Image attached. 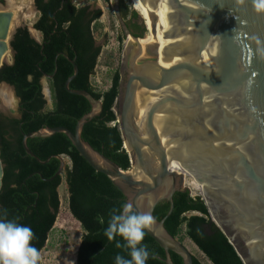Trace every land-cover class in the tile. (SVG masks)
Wrapping results in <instances>:
<instances>
[{
	"label": "water",
	"instance_id": "obj_1",
	"mask_svg": "<svg viewBox=\"0 0 264 264\" xmlns=\"http://www.w3.org/2000/svg\"><path fill=\"white\" fill-rule=\"evenodd\" d=\"M264 0H143L152 37L159 43L141 46L147 25L139 13L144 35L126 27L114 0L116 16L134 43H125L121 68L126 72L117 98V122L129 152L131 166L123 169L82 138L84 125L103 111V103L87 90L66 89L86 97L92 110L80 118L75 130L45 127L26 133L27 154L45 164L28 146L29 138L66 134L80 154L105 173L139 213H151L154 224L146 232L166 252L193 264L194 255L165 227L174 210V195L188 190L186 176L170 169L171 152L181 166L195 173L206 186L203 200L211 220L227 236L244 264H264ZM7 0L0 3V70L15 55L11 41L24 27L22 17ZM36 39L33 26H28ZM219 35V36H217ZM127 38V39H128ZM39 41V40H38ZM127 41V40H126ZM123 74V73H122ZM44 79H49L46 74ZM14 94V85L3 81ZM44 90L52 103L50 87ZM5 164L0 146V193ZM170 203L158 220L154 211Z\"/></svg>",
	"mask_w": 264,
	"mask_h": 264
},
{
	"label": "trees",
	"instance_id": "obj_2",
	"mask_svg": "<svg viewBox=\"0 0 264 264\" xmlns=\"http://www.w3.org/2000/svg\"><path fill=\"white\" fill-rule=\"evenodd\" d=\"M109 1V0H106ZM40 17L34 27L40 32L36 40L27 26L17 29L11 45L14 62L0 70V83L15 86L19 98V116L0 115L1 157L5 164L0 209L8 210V218L30 226L34 233L33 245L44 249L49 233L57 222L61 205L59 187L65 180L69 193V210L83 228L77 250V264H115V257L130 258L120 236L109 241L104 232L110 213L127 202L126 196L105 174L97 171L77 150L69 137L56 133L47 138H29L28 146L41 160L58 155L68 157L71 164L65 174L56 175L61 166L58 157L45 164L26 153L24 134L45 127L64 126L75 130L80 118L92 110L89 100L69 92L65 83L74 74L69 58L79 67L70 88L87 90L103 103L100 115L87 122L82 138L96 150L116 162L123 169L131 166L129 152L117 122V98L121 71H116L111 87L97 91L91 83L101 46H95L93 22L101 10L89 12L88 6H76L73 0H36ZM125 3V2H124ZM129 12V5H126ZM135 16H139L133 11ZM49 76L53 105L49 106L43 93L42 79ZM174 210L165 221L166 229L177 237L185 226L188 236L213 264H244L227 236L211 220L200 196L192 197L189 190L174 195ZM170 203L157 205L154 215L163 219ZM197 212L199 214H194ZM117 242L121 247H117ZM150 256L147 264H167L165 249L147 232L143 241ZM174 264H184L183 258L171 251ZM193 264H203L194 257Z\"/></svg>",
	"mask_w": 264,
	"mask_h": 264
},
{
	"label": "rangeland",
	"instance_id": "obj_3",
	"mask_svg": "<svg viewBox=\"0 0 264 264\" xmlns=\"http://www.w3.org/2000/svg\"><path fill=\"white\" fill-rule=\"evenodd\" d=\"M13 1V11L15 12V14L19 15V11H21V14L24 13L22 17V26H32L35 20L33 14L27 16V12L29 10L26 9L25 11H22L23 9L20 10V7L18 6L22 5L23 3H29L30 8L33 10L34 0ZM77 2L83 5H88L91 8H100L102 11L101 18L93 23L94 35L98 44L101 45L102 50L97 62L95 73L91 77V83L97 91H106L111 87L116 71H121L123 50L127 38L122 37L121 24L116 17L114 0H77ZM125 2L129 5L132 11H136L139 15V12L133 6L132 0H125ZM35 36L38 40H40L41 35L38 32H35ZM13 58V54L9 53L7 58L8 62H12ZM42 83L44 89L46 87L51 88L49 79L43 78ZM2 86L3 84L1 82L0 88ZM12 94V104L8 107L3 108L2 101L0 100V115L4 117L19 116V98L17 96V93L14 94L12 92ZM48 105L52 106L53 101L52 103H48ZM62 158L65 161L64 169H66V167L70 165V159L67 157ZM64 169L62 171L63 175L65 174ZM187 180L189 183H191L192 179L188 176ZM194 184L198 185L196 181L194 182ZM189 185H187V187H189L188 190L190 191V195L192 197H201V194L198 193L195 189L190 188ZM59 194L61 205L57 222L49 233L47 243L44 249L41 251V264H77V250L84 231L80 222L73 217L69 210V193L65 180H63V183L59 187ZM193 213L199 214L197 212ZM185 230L186 228L184 226L181 233L177 236V239H179L203 264H213L198 248V246L188 236H186Z\"/></svg>",
	"mask_w": 264,
	"mask_h": 264
},
{
	"label": "clouds",
	"instance_id": "obj_4",
	"mask_svg": "<svg viewBox=\"0 0 264 264\" xmlns=\"http://www.w3.org/2000/svg\"><path fill=\"white\" fill-rule=\"evenodd\" d=\"M258 7L264 8V2ZM219 36V35H217ZM154 224L151 213H139L132 203H124L120 209L110 213L105 236L109 241L116 236L126 242L130 258L115 257V264H147L150 251L143 243L146 230ZM34 233L30 226L18 222V218H8V210L0 209V264H41L42 254L32 243ZM117 247H121L117 242Z\"/></svg>",
	"mask_w": 264,
	"mask_h": 264
},
{
	"label": "bare ground",
	"instance_id": "obj_5",
	"mask_svg": "<svg viewBox=\"0 0 264 264\" xmlns=\"http://www.w3.org/2000/svg\"><path fill=\"white\" fill-rule=\"evenodd\" d=\"M132 1H133L134 8L143 17V19L145 20L146 25L148 27L146 36L139 40L140 45L146 46V45H150V44L159 43L161 41V39H154L152 37V27H151V23H150V18H149V15L147 14V11L145 9L143 0H132ZM8 2L11 5L14 4L13 0H8ZM18 7H20V10L23 9L22 11H25L26 9H28L29 13L27 12V16H30L33 14V10L30 8L29 3H25V4L23 3L22 5H20ZM19 15H20V17H23L24 13L21 14V11H19ZM131 41L134 43V40L131 37H129L126 41V44L131 43ZM12 97H13V94L8 87L2 86L0 88V100L2 101L3 108L8 107L9 105L12 104V102H11ZM170 152H171L170 169L176 173L184 174L186 176L185 185L187 186L190 184L189 185L190 188L195 189L198 193H200L203 196L204 192L206 191L205 184L201 182V180L199 179V177L195 173H193L190 170L181 166V163L183 160L175 152H173V151H170ZM188 176L191 177V179H192L191 183H189L187 180ZM195 181L198 183V185L194 184Z\"/></svg>",
	"mask_w": 264,
	"mask_h": 264
},
{
	"label": "flooded vegetation",
	"instance_id": "obj_6",
	"mask_svg": "<svg viewBox=\"0 0 264 264\" xmlns=\"http://www.w3.org/2000/svg\"><path fill=\"white\" fill-rule=\"evenodd\" d=\"M73 2L75 3L76 6H88V5H83L79 2H77V0H73ZM125 0H119V10H120V14L123 18V20L125 21L126 23V27H127V30L134 36H143L144 35V29H143V24L140 22L139 20V16H135L133 14V11L129 8V12H126V5H128ZM33 16H34V23H33V27H34V24L35 22L37 21V19L40 17V12H39V8L37 6V3H36V0H34L33 2ZM115 7V6H114ZM88 10L89 12H92V13H96L97 10H101L100 8H91L90 6H88ZM116 13V12H115ZM102 15V14H101ZM117 17V16H116ZM101 18V16L99 17V19ZM98 20V19H97ZM96 20V21H97ZM95 22V21H94ZM93 22V23H94ZM35 28V27H34ZM36 29V28H35ZM37 30V29H36ZM38 31V30H37ZM121 32H122V37H127V34H126V31L125 29L121 26ZM38 33L40 34V32L38 31ZM95 46H101L98 44L97 40L95 42ZM123 72V74H122ZM126 76V72L124 71L123 68H121V81L123 80V78H125L124 76ZM52 91V89H51ZM43 93H44V90H43ZM45 95V93H44ZM46 98V96H45ZM47 100V98H46ZM52 101H53V93H52ZM48 100H47V104H48Z\"/></svg>",
	"mask_w": 264,
	"mask_h": 264
},
{
	"label": "built area",
	"instance_id": "obj_7",
	"mask_svg": "<svg viewBox=\"0 0 264 264\" xmlns=\"http://www.w3.org/2000/svg\"><path fill=\"white\" fill-rule=\"evenodd\" d=\"M68 158V157H67ZM71 164V162H69Z\"/></svg>",
	"mask_w": 264,
	"mask_h": 264
}]
</instances>
